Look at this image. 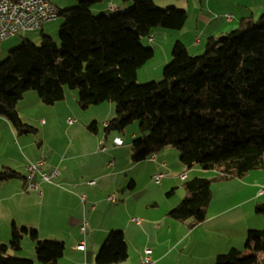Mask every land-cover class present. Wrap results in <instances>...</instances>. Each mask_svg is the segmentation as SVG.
<instances>
[{"label":"trees","instance_id":"16d2710c","mask_svg":"<svg viewBox=\"0 0 264 264\" xmlns=\"http://www.w3.org/2000/svg\"><path fill=\"white\" fill-rule=\"evenodd\" d=\"M105 1L79 0L76 6L58 8L63 19L59 42L42 33L39 45L24 40L0 62V117L18 134L35 132L17 108L31 92L48 106L62 101L67 89L79 92L83 110L113 102L116 115L104 127L105 136L138 122L135 163L175 148L189 168L220 171L211 179L186 178L184 200L169 212L177 222L199 225L207 220L214 183L264 169V14L258 21L252 15L243 17L236 29L209 37L200 55L176 41L162 77L139 84V70L155 57V50L142 40L154 38L157 28L182 30L187 11L161 9L154 0H124L125 12L95 14L93 6ZM88 129L98 133L99 122L93 121ZM15 179L25 177L11 168L0 170V183ZM256 212L264 216V204ZM26 237L35 243L39 263L59 264L63 259V241L41 240L36 229L14 225L10 244H0V264H35L16 256ZM260 254L264 229H250L245 251L233 248L220 255L217 264H260ZM128 259L124 231L111 230L96 263L122 264Z\"/></svg>","mask_w":264,"mask_h":264},{"label":"crops","instance_id":"0c3cea01","mask_svg":"<svg viewBox=\"0 0 264 264\" xmlns=\"http://www.w3.org/2000/svg\"><path fill=\"white\" fill-rule=\"evenodd\" d=\"M50 1L57 8L64 10L75 6L79 0ZM154 1L157 2V0ZM180 1H186L188 6L193 9V19L186 31L180 30L176 33L177 35H170V40L158 44L157 47L161 49L162 64L153 67L152 72L148 71L150 80L155 81L161 78L164 65L169 63L172 58L170 51L176 41H181L193 55L191 50L202 51V45L207 42L209 37L221 36L236 29L238 26L234 24L236 20L249 15L256 19L257 14H264V0H256V6L247 4L243 6L235 0ZM109 4L116 6L121 11L128 7L124 0H107L94 5V13L108 15V12H112L108 8ZM226 14L234 16L232 21H227L224 18ZM51 23L46 24L41 32L50 33L46 27ZM186 24H188V20ZM158 32L161 33V31ZM153 37V42H155L157 36ZM197 39L200 40L199 44H196ZM27 96L35 95L27 93L23 100ZM68 96H72L74 101L78 99L77 94L69 95L66 91L65 98L55 105L61 104L59 106L65 105L69 108ZM20 104L19 102L17 108L23 117ZM109 108L112 111L111 105ZM111 120H105L101 125L103 126V123ZM75 125L68 124L69 132L75 133L77 129H84V126ZM40 127L45 130L48 127V122L46 120L43 123L40 122ZM1 131H5L11 136L15 148L20 143V150L18 149L14 155H11L3 146V149H0V169L11 168L22 173L25 177L24 180L15 179L0 183V244L2 245L10 244L13 226L17 225L21 228L36 229L41 240L59 239L63 241L66 247L65 255L59 264H97L96 255L108 233L111 230L119 229L125 233L129 251V259L124 264H140L145 248L151 250V257L157 264H215L220 255L227 254L233 248L242 249L250 229H264V220L259 219L257 212H254L256 203L264 199V189L260 191L257 186H247L244 183L245 179L235 180L213 188L207 220L193 227L177 222L169 216V212L178 205L176 200L165 201L164 199L162 203L153 202V204L137 202L136 214H133L128 209L132 197L130 198L127 193L132 194L137 189L138 178L136 175H129L130 167L117 164V159L120 160L119 156L113 157L116 150H121V147L114 148L113 142H111L118 136L113 137L112 134L105 136V131L103 132L101 129L98 133L88 130L94 134V137H88L85 142L89 150L83 149L79 154H69L74 145L71 138L66 147L67 154H69L67 156L70 157H58L56 161L51 157L50 160L45 158L51 164L48 162L47 167L43 170L48 173L58 171L59 176L54 179V184L43 182L38 191L30 190L26 167L28 164L38 161V158L34 159L30 156L31 153L28 152L30 144L17 138L11 124L2 117H0V137L2 136ZM101 137H106V144L108 143L111 147L108 152L97 151ZM166 156L168 157L167 153L164 155L159 153L156 155V161L149 160L156 166H152V179L158 173H163L166 176L169 174L162 171L169 166L164 160ZM72 161H76L75 167ZM113 161L115 165L111 166L110 163ZM164 163L165 166H163ZM113 167L116 168L113 169ZM260 170L263 171V169ZM193 173H195L194 170L183 171L181 174H186L189 179V174ZM108 178L113 179L115 187L114 184L103 187L99 185L100 181ZM163 180L159 185L160 192L170 197L174 194H170V192L176 188L178 179ZM88 181H96V184L87 185ZM238 181L239 183H236ZM131 182H134V189H130ZM239 185L245 186L240 187ZM120 190L124 194V199L127 198V200L125 199L124 205L117 208H126L128 216L124 222L110 221L108 220V210L111 209H109L108 203L112 204V202L108 201V197ZM82 196L86 197L85 201L81 199ZM243 197L246 198L242 200ZM134 215L144 217L141 218V224L132 221L133 218H136ZM83 220H87L90 226L89 235L86 238L80 233ZM236 223L241 228L237 227ZM27 238L29 237L24 239L22 250L16 253V256L29 257L35 261V264H41L37 258L35 259V253L31 252L29 256L25 255L23 249L28 244ZM83 240L86 241L85 249L79 250L78 246ZM32 246L35 245L31 244V249Z\"/></svg>","mask_w":264,"mask_h":264},{"label":"rangeland","instance_id":"374dc122","mask_svg":"<svg viewBox=\"0 0 264 264\" xmlns=\"http://www.w3.org/2000/svg\"><path fill=\"white\" fill-rule=\"evenodd\" d=\"M235 1L240 2V4L243 6L244 4H247L248 6H256L257 4L256 0H235ZM156 4L158 8H161V9H167L169 7H176L178 9L184 8L187 11L189 18H188V24H186L187 26H185L181 31L187 30V28L189 27V23H191L193 19V9L188 6L186 1L157 0ZM76 5H78V3ZM108 14L114 15L116 14V12H108ZM259 17L260 15L257 14L256 16L257 21L259 20ZM238 21L240 20L239 19L236 20L234 24L239 25ZM62 22H63V19L59 17L58 20H56V22L54 21V23L49 24L46 27V29L49 30L50 33L41 32V31L21 33V34L14 36L13 38H10V40H7L6 42L1 43L0 44V62L4 61L8 57L9 53L15 48H18L24 40H29L30 42L36 45H39L41 42L42 33H45L46 35L53 37L57 42H59L60 26ZM158 31H161V33H159ZM178 32L179 31L157 28L154 31V35L157 36V40L155 42L153 41L150 42L148 38H144L142 40V43L144 44L146 48H153L155 50V57L151 61H149L141 70H139L138 77H137V83L147 84L153 81L149 79L150 78L149 72L150 71L152 72L153 67L157 66L158 64L159 66H161L162 64L161 49L157 47L158 44H160L163 41L166 42V40H170L171 38L170 35H177L176 33ZM202 46H203L202 51L195 52L194 50H191L194 56L200 55L204 52L206 43H204ZM170 52L172 55V50ZM166 65H164L162 69L161 77L163 75V71ZM66 91L69 93V95L77 94L78 96V99L76 101H74L75 99H73L72 96H68L69 100L67 103H69L70 105L69 108H67V106L65 105L59 106L61 104H58V106L57 105L48 106V105L42 104L41 100H39L40 98L37 92H31L35 96H32V97L27 96L24 100L22 99L20 101L21 103L20 105L22 107V114H23V117L20 115L21 118L23 119L25 123L33 127L36 131L33 133H28V134H18V132L15 131L16 137L22 139L23 142L26 141L30 144V148L28 152L31 153L30 156L34 157V159L38 158V161L41 159H45V158L50 160V157L52 160L56 161L58 157L68 158L70 157V156H67L69 154H79L80 151L83 149L89 150V147L85 142L87 141L88 137H94V134H91L88 131L89 130L88 126L94 120H97V122H99L100 124L101 131L104 132V128L101 125L102 122L105 120L106 121L111 120L116 115V108L113 102H105L99 105L91 106L89 109L83 110L82 108H80L78 104L79 92L77 90H70V89H67ZM110 105L112 107V111L109 108ZM68 119L76 120L75 124L77 126H84V129L82 130L77 129L75 133L73 131L69 132L70 126H68ZM44 120L48 122V127L45 130H43L40 127V122L43 123ZM11 127L13 128L12 125ZM1 132H2V136L0 137V149L2 150L4 146L5 150H8V152L11 155H14L18 151V149L20 150V143L15 148V146L12 143L11 136L5 131H1ZM111 134L113 137L119 136L125 142L124 146L121 147V150L119 151L116 150L113 154V157L114 156L116 157L117 155V157L119 156L120 158V160L117 159V162H118L117 164L127 165L128 167H130L129 175L133 174V175H136L138 178L137 179L138 181L137 189L132 194L129 192L127 193L128 195H130V198L132 197L130 201L131 204H129L128 209L133 214H136L135 211H136L137 202L153 204V202L162 203V201L165 199V201H169V200L175 201L176 200L178 201V205H179L184 200V196L186 194L185 189L183 187L184 181L179 179L183 171L190 172L194 170L195 173L189 174V180L195 177H204V178L211 179V178H215L216 176L220 174V171L218 170L206 171V170H202L197 165L189 168L188 166L182 164L180 161L179 151L176 150L175 148H167V149L160 150L153 156H156L159 153H161V155H164V153H167L168 155V157L166 156L164 160L169 166L166 169H162V171L165 173H169V174L165 177L163 181H166L167 179H170V178L178 179L176 181L177 185H176V188L174 189V194L171 195L170 197L167 196L166 194L163 195L160 192L159 185L161 183L159 184L156 183V181L152 179L151 177L152 176L151 175L152 166L154 167L156 166L153 163H151L149 160L143 161L141 163H135L133 160V156L135 154V152L133 151V141L140 136L139 123L135 122L127 126L123 132L113 131ZM71 138H72L74 145L72 146L70 153L67 154L66 147L70 143ZM102 139L104 138L101 137L97 145L98 152L101 151L100 142ZM110 149L111 147L107 143V152ZM21 153L22 155L25 156L23 151H21ZM47 162L49 161L47 160ZM72 162L75 167L77 164L76 161H72ZM49 163L51 164V162ZM115 168L116 167H113V169ZM243 179H245L244 183H246L247 186L248 185H251L252 187L257 186V189H260V191L264 189V169L263 171L261 170L251 171L248 175H246L243 178H237V179H232L228 181H220V182L214 183L212 188L220 187L219 185L228 184V182H232L235 180H243ZM103 183H107V184H103ZM236 183H239V181ZM108 184H114V187H115V183L113 179H110V178L99 182V185L102 187ZM239 186L244 187L245 185H239ZM123 195L124 194L122 193V190L116 191L115 194L110 195V196H115L118 202L116 205H114L115 203H112V204L108 203L109 209H111V210H108L109 211L108 220L110 221L115 220L117 222H124L126 220L128 216L126 208H123V207L120 209L117 208L121 205H124V203L126 202L125 199L127 200V198L124 199ZM245 198L246 197H243L242 200H244ZM259 204H264V199L259 200V202H257L256 205L254 206L255 213H256V207ZM115 207H116V210H114ZM142 210L146 211L144 208H142ZM257 216L259 217V219L264 220V216L262 214L257 213ZM134 217L139 218V219L144 218L143 216H138V215H134ZM237 224L238 223H236V225ZM237 227L241 228L238 225ZM27 239L28 240L26 241H28L27 242L28 244L24 246L23 251L25 255L29 256L31 252L35 253V246L34 247L32 246V249H31V244L35 245V243L31 240L30 237ZM45 240L60 241L59 239H45ZM240 250L245 251V245ZM246 254L251 255V254H254V252L246 251ZM26 259L32 260L29 257H26ZM35 259H36V254H35ZM259 259H260V264H264V260H263L264 254H260ZM217 262L218 261H216L215 264H217Z\"/></svg>","mask_w":264,"mask_h":264},{"label":"built area","instance_id":"2783aa9c","mask_svg":"<svg viewBox=\"0 0 264 264\" xmlns=\"http://www.w3.org/2000/svg\"><path fill=\"white\" fill-rule=\"evenodd\" d=\"M117 8L116 6L109 4V9ZM227 21H232L234 18L231 14H226L224 17ZM58 19V8L51 3L50 0H0V44L13 38L14 36L27 33L36 32L43 29V27L51 22ZM150 41H154L151 38ZM200 40L197 39L196 44H199ZM76 120L69 119L68 124L70 126L74 125ZM104 127H108L109 123H103ZM124 145V140L120 137H115L113 139L114 148H119ZM100 150L102 152L107 151L106 139H102L100 142ZM151 161H156V156L151 158ZM48 162L46 159H41L35 163H30L27 165V175H28V188L30 190L38 191L40 189V184L45 182L49 184H54V179L59 176L58 171H53L51 173L45 172L43 168L47 167ZM111 166L115 165V162L110 163ZM166 164L164 163L163 166ZM166 177L163 173H158L154 175L153 179L156 183H161ZM187 178L186 174L180 175V179L184 181ZM96 181H88L87 185H95ZM83 201L86 200L85 196H82ZM113 196L108 197V201L112 202ZM94 209V208H93ZM137 224L142 223V219L133 218ZM89 222L83 220L80 226V233L86 238L89 235ZM86 241L83 240L78 246L79 250L85 249ZM151 250L149 248L144 249L143 257L140 264H157L155 260L151 257Z\"/></svg>","mask_w":264,"mask_h":264},{"label":"bare ground","instance_id":"6f19581e","mask_svg":"<svg viewBox=\"0 0 264 264\" xmlns=\"http://www.w3.org/2000/svg\"><path fill=\"white\" fill-rule=\"evenodd\" d=\"M1 1H8V0H1ZM109 10H111V11H117L118 8H111ZM59 15H60V13H59V9H58V18H59ZM150 42H152V41H150ZM115 202H117V200H116L115 196H113L112 203H115Z\"/></svg>","mask_w":264,"mask_h":264},{"label":"water","instance_id":"95a60500","mask_svg":"<svg viewBox=\"0 0 264 264\" xmlns=\"http://www.w3.org/2000/svg\"><path fill=\"white\" fill-rule=\"evenodd\" d=\"M189 227H193V224H190Z\"/></svg>","mask_w":264,"mask_h":264}]
</instances>
